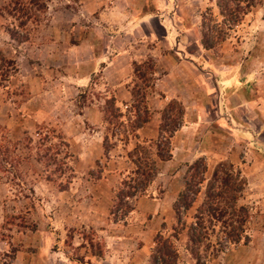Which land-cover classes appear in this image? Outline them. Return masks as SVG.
Returning <instances> with one entry per match:
<instances>
[{
  "label": "rangeland",
  "instance_id": "1",
  "mask_svg": "<svg viewBox=\"0 0 264 264\" xmlns=\"http://www.w3.org/2000/svg\"><path fill=\"white\" fill-rule=\"evenodd\" d=\"M35 3L0 0V264H152L157 237L176 264H264V0L227 26L216 0ZM181 120L171 159L122 217L128 153ZM198 161L205 181L178 223ZM222 162L243 183L248 241L228 242L227 216L206 213L208 237L192 243Z\"/></svg>",
  "mask_w": 264,
  "mask_h": 264
},
{
  "label": "trees",
  "instance_id": "2",
  "mask_svg": "<svg viewBox=\"0 0 264 264\" xmlns=\"http://www.w3.org/2000/svg\"><path fill=\"white\" fill-rule=\"evenodd\" d=\"M37 0H33L35 3ZM262 0H216L217 8L221 14L223 20L222 24L227 25H237L243 16H245L248 11L261 3ZM36 5V3H35ZM39 7H35L33 12H38ZM36 15L37 14H32ZM24 23V22H22ZM23 25V24H21ZM222 31H219V35ZM208 36L204 35V40L202 44L206 49L214 47V43L217 44L216 39H213L211 42H207ZM218 40L221 38L218 37ZM147 70L153 71V66L149 64L152 63V60L147 59ZM140 67V65H136ZM143 67V66H142ZM139 71V69H137ZM139 75L140 80H144L146 83L152 82V78H146ZM153 84V83H152ZM148 111H145L147 115ZM183 111L181 110L180 118H182ZM116 117V116H115ZM146 117L141 124H145L148 121ZM167 124H171V129H165ZM181 122H164V125H160L157 140L152 145H141L137 144L133 150L128 153V157L132 160L134 169L132 170V176L123 180L121 183V189L118 192L117 199L119 203L116 206L117 211L122 212V217H125L129 212L132 211V208L129 206L126 199L136 196L138 193L145 192V190L150 186L157 174V163L165 162L171 159V138L173 134L181 127ZM122 126V124L120 125ZM107 141V140H105ZM200 162H196L190 169L192 174H188L184 182V189L177 196V199L174 203L173 209L179 223V210L187 211L191 208L192 203L194 202L195 197L199 193L200 185L205 181L204 179V166L199 168ZM232 165L226 163H220L215 168L212 182L208 183L205 188V200L204 206L201 208L199 215L195 216V222L190 227V234L188 238L190 242L197 243L200 239H206L208 237L206 223L212 224V221H206L204 217L206 213L210 214L213 219L220 220L223 217L227 216L225 221H221V225L227 228L225 233L226 240L233 244L240 242L244 239L245 242L248 241V236H243L244 227L249 217V212L246 207L237 208L238 200V191L243 187V183L238 180V177L234 176ZM220 184V186H216ZM122 202V203H121ZM117 211L112 212L115 218H119ZM219 216H216V214ZM179 225V224H178ZM206 229V230H205ZM178 228L174 231L177 233ZM181 230V229H180ZM193 255L194 252L191 251ZM178 254L175 251L173 244L169 240H161L156 238V245L151 256L152 264H176Z\"/></svg>",
  "mask_w": 264,
  "mask_h": 264
},
{
  "label": "crops",
  "instance_id": "3",
  "mask_svg": "<svg viewBox=\"0 0 264 264\" xmlns=\"http://www.w3.org/2000/svg\"><path fill=\"white\" fill-rule=\"evenodd\" d=\"M167 33H168V31H167Z\"/></svg>",
  "mask_w": 264,
  "mask_h": 264
}]
</instances>
